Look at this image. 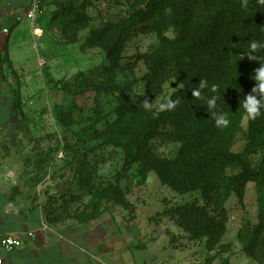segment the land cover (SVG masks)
Masks as SVG:
<instances>
[{"label":"rangeland","instance_id":"374dc122","mask_svg":"<svg viewBox=\"0 0 264 264\" xmlns=\"http://www.w3.org/2000/svg\"><path fill=\"white\" fill-rule=\"evenodd\" d=\"M39 1L36 19L28 18L34 2L28 0L16 30L4 22L0 31L6 42L0 51V168L15 192L44 207L52 223L57 217L79 222L92 214L87 193L93 187L118 185L130 206L104 202L99 218L84 223L95 229L100 264H264V231L256 242L250 239L264 217V184L248 182L242 198L231 192L229 219L216 240L192 238L178 224L179 208L212 207L200 191L172 190L141 160L148 153L176 159L180 144L164 133L146 144L134 141L133 115L119 120V91L143 108L148 99L155 111L181 89L169 77L149 96L142 80L146 57L160 47L156 33L145 28L158 22L157 15L136 21L113 66L103 48L107 26L131 15L134 0ZM176 35L169 30L168 36ZM247 136L245 122L234 153L244 152ZM260 160V153L248 158L254 170ZM242 173L237 166L228 170L233 177Z\"/></svg>","mask_w":264,"mask_h":264},{"label":"trees","instance_id":"16d2710c","mask_svg":"<svg viewBox=\"0 0 264 264\" xmlns=\"http://www.w3.org/2000/svg\"><path fill=\"white\" fill-rule=\"evenodd\" d=\"M242 5L243 0H134L131 15L107 26L110 38L103 45L114 66L136 21L157 15L158 22L145 28L156 33L160 47L146 57L147 71L142 80L146 82L149 96H154L169 77L175 79L181 89L170 99L180 98L181 103L175 110L154 116V111L134 104L119 91L116 112L119 120L133 115L135 121L129 128L132 140L146 144L144 141L148 138L164 133V137L180 144L176 159L148 153L147 158L141 160L146 171H155L161 182L172 190L178 193L200 191L207 206L212 207L211 212L196 204L179 208L178 224L195 239L216 240L217 235L224 232L229 219L226 204L232 191L242 198L248 182L257 180L264 184V115L253 120L240 108V100L251 93L256 84L252 77L261 64L245 55L251 42L264 43V5L258 0H248L246 9ZM17 26L18 23H14L10 31ZM172 28L177 31L174 37L168 36ZM259 56L264 59V49ZM199 79H206L210 86H219L221 100L218 103L229 113L231 121L227 128L216 127L203 102L193 97L191 90ZM111 86L112 82H106V87ZM202 94L213 95L210 89L203 90ZM245 122L248 143L244 152L237 154L232 149ZM259 153L261 160L254 170L248 158ZM236 166L243 173L239 177L229 176L228 170ZM85 186L87 183L81 184L82 188ZM87 195L91 196L88 209L92 214L80 218V223L98 219L104 202L130 206L118 185L93 187ZM59 219L53 222H60ZM263 231L264 217H261L260 223L250 231L251 241L256 242ZM208 248L212 250L211 246Z\"/></svg>","mask_w":264,"mask_h":264},{"label":"crops","instance_id":"0c3cea01","mask_svg":"<svg viewBox=\"0 0 264 264\" xmlns=\"http://www.w3.org/2000/svg\"><path fill=\"white\" fill-rule=\"evenodd\" d=\"M26 1L0 0V31L4 22L12 25L18 22L20 8ZM4 42L0 34V51ZM1 170L0 237L8 233L35 232L34 237L23 236V245L17 250L6 252L0 246L2 264H100V245L94 241L93 224L75 220L50 222L44 207L15 192L11 181L6 180V171Z\"/></svg>","mask_w":264,"mask_h":264},{"label":"clouds","instance_id":"9594fccd","mask_svg":"<svg viewBox=\"0 0 264 264\" xmlns=\"http://www.w3.org/2000/svg\"><path fill=\"white\" fill-rule=\"evenodd\" d=\"M258 3L264 5V0H258ZM242 6L246 9L248 7V0H243ZM262 49H264V43L253 41L250 44V50L245 55L252 61L259 60L261 62L260 67L255 69V73L252 77L256 82L255 86L251 93L247 94L242 100H240V108L243 109V112L248 118L253 120L264 115V59H261L259 56V52ZM205 89H210L213 95H203L202 93ZM191 91L193 97L199 98L203 102V106H206V110L214 119L216 127L223 129L230 125L231 121L229 113L225 112L218 103L221 100V93L218 85L213 84L210 86L206 79H199L198 85ZM180 103V98L175 100L168 99L165 102L159 103L153 112V115L158 116L161 112L175 110ZM143 106L149 111H151L153 107L152 102L148 99L144 100Z\"/></svg>","mask_w":264,"mask_h":264},{"label":"built area","instance_id":"2783aa9c","mask_svg":"<svg viewBox=\"0 0 264 264\" xmlns=\"http://www.w3.org/2000/svg\"><path fill=\"white\" fill-rule=\"evenodd\" d=\"M40 1L39 0H34L31 9L28 12V18L31 19H36L37 13L40 11L39 8ZM23 236L24 237H34L35 232H25V233H8L4 236L0 237V246L1 248L6 251V252H12L14 250L19 249L23 245ZM0 264H2V260H0Z\"/></svg>","mask_w":264,"mask_h":264}]
</instances>
